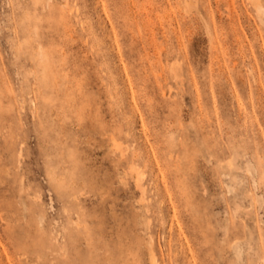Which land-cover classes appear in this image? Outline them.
Instances as JSON below:
<instances>
[{"label": "rangeland", "instance_id": "obj_1", "mask_svg": "<svg viewBox=\"0 0 264 264\" xmlns=\"http://www.w3.org/2000/svg\"><path fill=\"white\" fill-rule=\"evenodd\" d=\"M0 237V264H264V0H0Z\"/></svg>", "mask_w": 264, "mask_h": 264}, {"label": "bare ground", "instance_id": "obj_2", "mask_svg": "<svg viewBox=\"0 0 264 264\" xmlns=\"http://www.w3.org/2000/svg\"><path fill=\"white\" fill-rule=\"evenodd\" d=\"M1 237H2V236H1ZM1 237H0V238H1ZM5 239H6V238H5ZM2 241H3V240H2ZM7 241H8V240H7ZM0 242H1V241H0ZM1 243H2V246L5 245V244H3V242H1ZM6 248H7V247H6ZM3 249H5V248H2V250H3ZM5 250H6V249H5ZM2 252H3V251H2ZM8 252H9V251H8ZM3 253H4V252H3ZM4 254L7 255V251H6V253H4ZM8 254H9V253H8ZM10 254H11V253H10ZM0 255H1V254H0ZM152 255H153L154 259H155V257H156V253L153 252ZM2 256H3V255H2ZM37 256H38V258H40L41 256H43V254H37ZM7 258H9V257H7ZM10 260H11V259H10ZM39 260H40V259H38V261H39ZM11 261H12V260H11ZM66 261H67V260H66ZM11 264H12V263H11ZM42 264H43V263H42Z\"/></svg>", "mask_w": 264, "mask_h": 264}]
</instances>
